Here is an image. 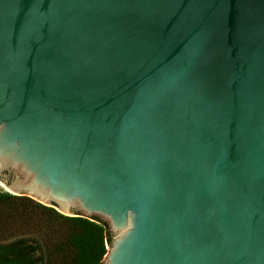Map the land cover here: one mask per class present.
<instances>
[{
  "label": "water",
  "instance_id": "95a60500",
  "mask_svg": "<svg viewBox=\"0 0 264 264\" xmlns=\"http://www.w3.org/2000/svg\"><path fill=\"white\" fill-rule=\"evenodd\" d=\"M0 184L102 264H264V0H0Z\"/></svg>",
  "mask_w": 264,
  "mask_h": 264
},
{
  "label": "rangeland",
  "instance_id": "374dc122",
  "mask_svg": "<svg viewBox=\"0 0 264 264\" xmlns=\"http://www.w3.org/2000/svg\"><path fill=\"white\" fill-rule=\"evenodd\" d=\"M1 193L9 192L0 184ZM57 213L62 214L13 197L0 198V243L28 237L40 245L45 264H70L75 250L66 222Z\"/></svg>",
  "mask_w": 264,
  "mask_h": 264
},
{
  "label": "trees",
  "instance_id": "16d2710c",
  "mask_svg": "<svg viewBox=\"0 0 264 264\" xmlns=\"http://www.w3.org/2000/svg\"><path fill=\"white\" fill-rule=\"evenodd\" d=\"M12 197L1 193L0 198ZM67 235L75 252L70 264H102L111 242L108 223L97 217L65 216ZM41 247L31 238L21 237L0 243V264H45Z\"/></svg>",
  "mask_w": 264,
  "mask_h": 264
}]
</instances>
